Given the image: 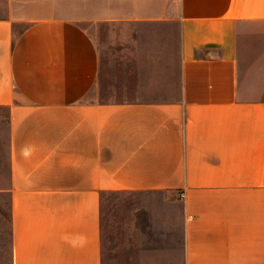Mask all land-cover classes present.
Here are the masks:
<instances>
[{
	"label": "crops",
	"instance_id": "1",
	"mask_svg": "<svg viewBox=\"0 0 264 264\" xmlns=\"http://www.w3.org/2000/svg\"><path fill=\"white\" fill-rule=\"evenodd\" d=\"M98 23L126 31L111 49L134 100L97 96ZM250 27L262 75L264 0H0L10 264H112L110 193L135 202L114 264H264V87L243 83L238 42Z\"/></svg>",
	"mask_w": 264,
	"mask_h": 264
},
{
	"label": "rangeland",
	"instance_id": "2",
	"mask_svg": "<svg viewBox=\"0 0 264 264\" xmlns=\"http://www.w3.org/2000/svg\"><path fill=\"white\" fill-rule=\"evenodd\" d=\"M88 33L97 43L100 52V74L97 88V96L101 101H128L134 100L136 91L134 79L127 81V71L129 68L127 59L124 57L114 58L112 51L111 37L122 35L125 37L126 31L121 28H114V24L98 23L86 25ZM241 61L243 66V83L247 86H254L257 79L264 87V81L255 63V37L254 28L250 27L238 39ZM258 47L261 48L259 44ZM263 82V83H262ZM3 115V114H1ZM2 133V127H0ZM1 142L4 140V136ZM0 142V143H1ZM4 148V147H3ZM1 148V149H3ZM134 197L128 193H110L104 195L102 199V221H103V242L104 257L110 259L114 264V232L116 231L117 219L126 217L127 211L133 202ZM179 246V244H177ZM11 217L8 200L0 196V264H10L11 260ZM181 249L172 250L175 261H179ZM125 254V252L123 253ZM121 261L122 259H116Z\"/></svg>",
	"mask_w": 264,
	"mask_h": 264
},
{
	"label": "built area",
	"instance_id": "3",
	"mask_svg": "<svg viewBox=\"0 0 264 264\" xmlns=\"http://www.w3.org/2000/svg\"><path fill=\"white\" fill-rule=\"evenodd\" d=\"M181 197H183V194L182 195H180Z\"/></svg>",
	"mask_w": 264,
	"mask_h": 264
}]
</instances>
